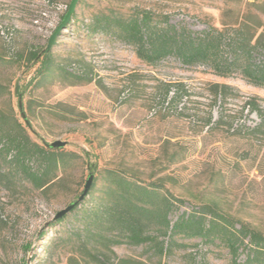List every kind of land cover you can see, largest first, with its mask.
Segmentation results:
<instances>
[{
    "label": "rangeland",
    "instance_id": "obj_1",
    "mask_svg": "<svg viewBox=\"0 0 264 264\" xmlns=\"http://www.w3.org/2000/svg\"><path fill=\"white\" fill-rule=\"evenodd\" d=\"M248 1L78 0L74 20L46 52L55 64L72 70L78 67L74 61L83 59L95 80L70 84L54 74L35 86L48 39L70 0H0V84L7 90L0 96V111L15 117L40 144L62 140L65 151L78 155L46 190L26 181L0 185V264H71L69 257L75 264H95L76 249L73 233H84V209L108 198L103 172L108 168L161 185L180 201L169 214L172 221L209 203L264 235V126L257 128L261 120L246 105L254 98L264 109V87L237 73L220 77L202 65L183 66L173 57L147 65L132 46L88 35L82 26L94 13L127 14L139 7L167 14L172 23L193 31L222 28ZM32 51L39 52L38 59H31ZM165 83L182 88L175 95L172 87L165 95ZM213 84L229 89L217 95ZM90 174L91 186L77 208L49 221L77 199ZM111 248L118 258L145 264H188L190 255L207 264H231L227 248L214 244L175 247L163 256L146 244ZM244 258L241 252L240 261Z\"/></svg>",
    "mask_w": 264,
    "mask_h": 264
},
{
    "label": "trees",
    "instance_id": "obj_2",
    "mask_svg": "<svg viewBox=\"0 0 264 264\" xmlns=\"http://www.w3.org/2000/svg\"><path fill=\"white\" fill-rule=\"evenodd\" d=\"M223 1L235 5L243 2ZM82 26L88 35H102L132 46L135 55L147 65H158L173 57L183 66L202 65L220 77L237 73L249 84L264 87V0H249L242 10L236 11L232 22L223 24L222 28L208 26L202 31L172 23L167 14L139 7L127 14L113 9L100 11L92 14ZM38 55L39 52H30L32 60L38 59ZM43 57L35 86L54 74L70 84L95 80L90 64L83 59L75 60L78 67L72 70L55 64L46 50ZM180 86L165 83V95L172 87L176 95ZM213 88L218 95L225 94L229 86L213 84ZM5 91L0 84V96ZM246 105L261 120L257 128L263 127L264 109L254 98L246 101ZM77 156L72 151L33 140L15 117L0 111V185L10 188L17 181H26L36 190H46L59 179V173L65 171L66 163ZM103 172L107 181L104 194L108 198L94 208L84 209L81 216L84 233L82 230L73 233L76 249L87 252L95 264H145L132 258L116 257L111 246L122 243L146 244L159 256L170 254L175 247L214 244L227 248L231 264H264V235L220 212L213 204L205 203L183 211L172 221L169 214L178 200L161 185L144 183L111 168ZM179 239H199V242L185 243ZM241 252L245 253V258L240 261ZM111 257L116 258L115 263L111 262ZM69 262L77 261L69 257ZM188 264L207 263L202 259L196 261L190 255Z\"/></svg>",
    "mask_w": 264,
    "mask_h": 264
},
{
    "label": "water",
    "instance_id": "obj_3",
    "mask_svg": "<svg viewBox=\"0 0 264 264\" xmlns=\"http://www.w3.org/2000/svg\"><path fill=\"white\" fill-rule=\"evenodd\" d=\"M78 0H70V3L66 9L65 14L63 15L62 21L61 23L57 26V28L53 31L52 35L50 36V38L48 39L47 45L45 47V50L48 51L50 49V47L52 46V44L55 41V38L58 34V32L65 28L66 24L68 23V21L70 20L72 14L75 11V7L77 4ZM19 109H21V104L19 103ZM21 116L23 117L25 124L28 125L27 120L25 119V116L23 113H21ZM47 145H49L52 148H62L66 145L65 141L62 140H54L50 143H48ZM93 180V175L90 174L84 184V188L82 190V192L80 193V195L77 197L76 200L72 201L71 203H69L66 207L60 209L59 211H57L54 216L49 220V221H54L56 219H59L61 217H63L67 212H69L75 205H77L82 199L83 197L87 194L91 183Z\"/></svg>",
    "mask_w": 264,
    "mask_h": 264
}]
</instances>
